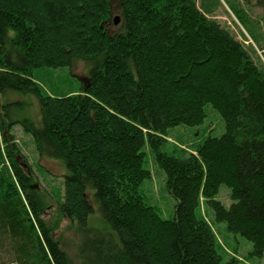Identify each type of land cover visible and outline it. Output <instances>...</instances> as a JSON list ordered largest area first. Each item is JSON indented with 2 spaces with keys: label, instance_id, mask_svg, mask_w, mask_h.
Here are the masks:
<instances>
[{
  "label": "trees",
  "instance_id": "1",
  "mask_svg": "<svg viewBox=\"0 0 264 264\" xmlns=\"http://www.w3.org/2000/svg\"><path fill=\"white\" fill-rule=\"evenodd\" d=\"M221 1L253 45L214 19ZM221 1L0 0V264H73L42 219L44 191L15 127L39 160L64 168L50 199L81 238L80 264H237L203 207L253 256L264 253L263 37L238 0ZM114 7L120 31L110 33ZM75 63L89 67L87 83L51 95L45 80L60 70L75 78ZM210 114L220 136L169 150L170 133L203 127ZM149 156L175 202L167 220L141 192ZM221 187L229 208L216 200Z\"/></svg>",
  "mask_w": 264,
  "mask_h": 264
},
{
  "label": "rangeland",
  "instance_id": "2",
  "mask_svg": "<svg viewBox=\"0 0 264 264\" xmlns=\"http://www.w3.org/2000/svg\"><path fill=\"white\" fill-rule=\"evenodd\" d=\"M238 1V3L244 8L246 14L252 21L253 28H255L256 23L258 24L257 29L259 33L262 34V43H264V9H260L255 6L256 0H246L249 2V5H246L245 0ZM221 5L222 6L215 12L214 19L221 25L228 27L230 32H232L236 36L237 40L240 43H244V39L239 36V32H241L247 40V43H244L245 46L253 45L247 33L239 25V23L236 21L235 17L232 15L223 1H221ZM112 13L113 20L119 17L117 7L113 8ZM119 25L117 27H114L112 24H110L108 26L109 32H119ZM258 56L264 64V52L263 54L258 53ZM88 72V66H85L81 63H75L71 68V74L75 78L69 77L70 72L68 70H60L54 72L55 79L49 80L47 78L43 85L53 96L65 95L67 94V92H71L74 90L69 87L71 86L69 85V83H72V86L77 90L80 85L86 82ZM209 111L210 110L208 109L207 112L209 113ZM37 114V107L35 105H33L27 111L28 117H30L36 125H39V118ZM216 116L218 117V115ZM222 133L223 126L222 124H220V118L219 120H217L213 114H210L208 122L203 127L193 130L178 129L170 133L168 139V148L169 150H171V147L173 145H177L185 150H193L194 146L202 142V140L206 137H218ZM12 134L15 136V139L21 149L23 156L26 158L27 164L34 171L38 179L39 186L44 191V199L47 203L46 205L48 207V210L42 217L43 221L48 224L50 228L53 226L56 227L52 235L53 239L59 242L61 248L68 254L73 264H80L78 260V248L81 238L76 232V229L74 227H71V225H69L66 220L62 219L59 216L55 202L50 199V194H53L52 191H61L62 189L63 177L65 175L62 164L57 161L39 160L35 152L31 137L24 135L20 127H15L12 131ZM145 152L148 153L147 147L145 148ZM148 162L149 164L147 166V169L150 170L151 181L143 186L141 192L149 200L150 204L157 209L163 219H170L173 217L175 202L166 192L164 186L165 177L163 173L160 172L153 164L151 156L148 157ZM42 169H44L49 174V176H42L39 173L42 172ZM90 197L91 195L87 193L86 199L91 204ZM216 200L221 202L225 208H229L231 205V201L229 199V191L225 187L220 188L219 195L217 196ZM201 215L204 216L210 223V226L215 233L219 244L224 247L223 250L225 252L226 261H228L229 258H232L237 262V264H264V253L259 257L253 256L252 245L239 236L229 235L226 232L225 225L216 224L214 222V218L210 210H206L204 207L201 208ZM90 226L94 228L102 227L99 224V220L97 217L91 218Z\"/></svg>",
  "mask_w": 264,
  "mask_h": 264
},
{
  "label": "water",
  "instance_id": "3",
  "mask_svg": "<svg viewBox=\"0 0 264 264\" xmlns=\"http://www.w3.org/2000/svg\"><path fill=\"white\" fill-rule=\"evenodd\" d=\"M118 24H119V18H115V19L113 20V25H114V26H117ZM86 83H87V81L84 82V84H86ZM0 106H1V104H0ZM17 161L20 162L21 166H22L24 169H26L27 171H29L28 166H26L25 164L21 163V158H18Z\"/></svg>",
  "mask_w": 264,
  "mask_h": 264
}]
</instances>
